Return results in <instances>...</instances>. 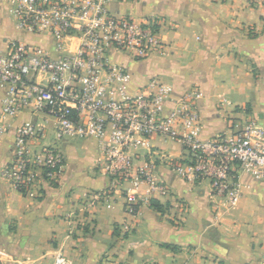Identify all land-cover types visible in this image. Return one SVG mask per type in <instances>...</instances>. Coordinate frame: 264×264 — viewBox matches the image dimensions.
<instances>
[{
    "label": "crops",
    "instance_id": "obj_1",
    "mask_svg": "<svg viewBox=\"0 0 264 264\" xmlns=\"http://www.w3.org/2000/svg\"><path fill=\"white\" fill-rule=\"evenodd\" d=\"M12 8L11 1L0 0V53L11 40L54 53L51 37L18 30ZM108 10L134 20L158 18L164 54L143 62L117 52L110 58L133 73L132 87L158 76L174 88L175 98L201 93L203 140L233 136L248 119L264 126V0H112ZM4 97L0 88V124L7 129L0 137L3 264H54L60 253L71 264H264V180L244 176L242 199L230 208L209 180H185L159 167L169 188L167 196L153 200L162 210L142 206L135 229L124 234L122 225L132 221L124 212V188L102 172L94 140L67 139L58 144L64 176L42 181L37 195L16 191L1 173L14 160L18 128L43 126L41 145H52L55 121L31 107L5 118ZM152 144L175 158L184 156L176 142L155 137ZM101 192L109 197L86 208Z\"/></svg>",
    "mask_w": 264,
    "mask_h": 264
},
{
    "label": "built area",
    "instance_id": "obj_2",
    "mask_svg": "<svg viewBox=\"0 0 264 264\" xmlns=\"http://www.w3.org/2000/svg\"><path fill=\"white\" fill-rule=\"evenodd\" d=\"M9 1L18 30L51 37L55 50L11 40L0 53L3 117L16 118L31 107L55 121L52 145H41L43 126L18 128L14 160L1 173L16 191L37 195L42 181L58 182L64 176L58 144L67 139L97 143L102 172L124 188V212L132 220L122 225L124 234L135 229L142 206L169 194L159 167L185 180H209L213 193L230 208L242 199L244 176L264 180V126L257 119H248L233 136L203 140L201 93L192 90L175 98L174 88L158 76L132 87L133 73L111 60L113 52L133 62L164 54L158 18L112 15V0ZM6 131L1 123L0 137ZM155 137L178 143L184 156L155 150ZM108 197L107 192L94 194L86 208ZM54 264L71 262L60 253Z\"/></svg>",
    "mask_w": 264,
    "mask_h": 264
},
{
    "label": "trees",
    "instance_id": "obj_3",
    "mask_svg": "<svg viewBox=\"0 0 264 264\" xmlns=\"http://www.w3.org/2000/svg\"><path fill=\"white\" fill-rule=\"evenodd\" d=\"M152 206L155 208V209H157V210H162V208L158 205V204H156L155 203V201H152Z\"/></svg>",
    "mask_w": 264,
    "mask_h": 264
},
{
    "label": "rangeland",
    "instance_id": "obj_4",
    "mask_svg": "<svg viewBox=\"0 0 264 264\" xmlns=\"http://www.w3.org/2000/svg\"><path fill=\"white\" fill-rule=\"evenodd\" d=\"M0 256L4 257L3 255L0 254ZM0 264H3L1 261H0Z\"/></svg>",
    "mask_w": 264,
    "mask_h": 264
}]
</instances>
